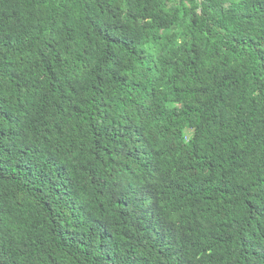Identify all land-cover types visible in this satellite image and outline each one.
<instances>
[{"label": "trees", "instance_id": "trees-1", "mask_svg": "<svg viewBox=\"0 0 264 264\" xmlns=\"http://www.w3.org/2000/svg\"><path fill=\"white\" fill-rule=\"evenodd\" d=\"M0 264H264V0H0Z\"/></svg>", "mask_w": 264, "mask_h": 264}]
</instances>
